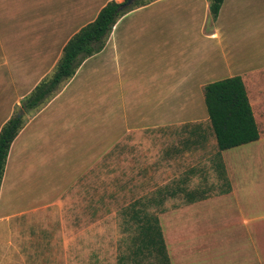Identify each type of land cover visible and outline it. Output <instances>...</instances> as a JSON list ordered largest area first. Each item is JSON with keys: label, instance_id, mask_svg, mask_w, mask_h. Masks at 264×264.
<instances>
[{"label": "crops", "instance_id": "crops-1", "mask_svg": "<svg viewBox=\"0 0 264 264\" xmlns=\"http://www.w3.org/2000/svg\"><path fill=\"white\" fill-rule=\"evenodd\" d=\"M113 1L123 3V0H0V132L17 114L23 100L59 62L73 36L93 23ZM229 33H240L252 46L257 33H264V0H225L217 20L212 18L208 0H151L126 14L114 27L104 50L86 60L52 101L26 115L25 126L8 157L0 203L7 192L16 198V203L22 197L19 195L34 194L33 181L38 179L41 196L44 201L48 199L47 205L39 208L45 221L52 207L49 187L45 196V186L41 183L50 174L45 165L52 156L57 165L65 166L68 155H74L75 159L82 155L83 117L105 115L108 127L101 138L98 127L89 130V134H94L90 143H103L94 156L90 155L88 163L78 156L79 161L75 162L78 168L72 173L77 178L64 181L72 186L99 164L100 153L103 158L113 154L118 146L128 145L135 158L146 151L147 133L157 134L164 128L172 130L186 119L198 122L206 115L202 98L205 87L228 79V75L241 77L245 86L248 79L251 83L254 102L251 96L249 100L260 133V140L255 143L264 149V63L258 65L256 52L247 58L249 65H243L236 49L228 63L233 52ZM196 147L204 149L201 144L186 141L183 148L172 149L169 160L176 161ZM50 150L54 151L53 155ZM259 157L251 158L248 163L260 167L264 162ZM222 160L226 173L221 177L228 188L219 192H188L205 199L187 201L184 206L166 211L165 214H173L174 229L183 225L184 216L201 209L207 211L212 204L227 210L228 199L235 197L237 189L230 170L232 165L224 155ZM245 173H240L242 178L251 175ZM65 193L64 189L63 203L53 204L59 208L61 222L63 209L71 198ZM176 193L173 191L170 196ZM263 222L257 219L254 227ZM211 242L220 245L218 239ZM184 252L183 249L181 253ZM190 258L178 260L177 264H193Z\"/></svg>", "mask_w": 264, "mask_h": 264}, {"label": "rangeland", "instance_id": "rangeland-1", "mask_svg": "<svg viewBox=\"0 0 264 264\" xmlns=\"http://www.w3.org/2000/svg\"><path fill=\"white\" fill-rule=\"evenodd\" d=\"M139 1L147 4L151 0ZM241 36L240 33L228 34L233 51L229 54L228 63L234 57V49L240 52L237 57L242 59L243 65H249L247 58L256 52L259 55L258 65L264 63V33H257L252 46ZM57 65L58 62L46 78L53 76ZM247 82L249 97L254 102V90L249 79ZM202 98L203 113L206 115L198 122L186 119L172 130L164 128L157 134L147 133L146 151L135 158L131 156L132 149L128 145L118 146L113 154L103 158L100 153L99 164L75 186L70 180L77 176L72 173L78 168L75 162L79 161L81 154L77 155V159L68 155L65 166L57 165L52 156L50 163L45 165V170H50L49 177L41 179L45 196L49 187L52 204L51 214L45 221L39 208L46 206L48 199L43 200L38 179L33 181L36 184L35 193L19 195L22 196L18 199L19 203L7 192L0 203V264H135L130 253L135 247L133 238L137 235V226L131 220L136 202L141 203L137 205L139 208L144 205L148 212L158 215L171 264L188 257H192L193 264H263L264 222L258 228L254 227V223L257 219L264 220V163H260L263 164L260 167L248 163L251 158L259 156L264 162V149L258 143L222 153L232 165L230 170L237 189L235 197L228 199L227 210L212 204L207 211L201 209L184 216V223L178 229L172 225L173 214L161 213L162 209L170 212L186 205V192H219L228 188L215 167L218 148L207 118L204 96ZM82 126L84 141L81 143V159L88 163L90 155L94 156L99 144L103 143H90L94 134H89V130L98 127L100 138L105 137L108 119L105 115L83 117ZM119 126L121 123H118ZM195 129H201L199 135L203 139L193 134ZM186 141L201 144L204 149L196 147L171 162L172 149L183 148ZM50 154L53 155L54 151L50 150ZM244 172L251 175L242 178ZM65 179L70 182L66 184ZM64 189L71 198L63 209L61 222L59 208L53 204L63 203ZM173 191L177 192L175 196L168 198L165 194L164 204L156 205L162 197L161 193L170 194ZM213 239H218L220 245H213ZM183 249L186 252L181 253ZM142 263L162 264L155 258Z\"/></svg>", "mask_w": 264, "mask_h": 264}, {"label": "trees", "instance_id": "trees-1", "mask_svg": "<svg viewBox=\"0 0 264 264\" xmlns=\"http://www.w3.org/2000/svg\"><path fill=\"white\" fill-rule=\"evenodd\" d=\"M212 18L217 20L225 0H208ZM110 2L104 7L98 18L84 27L64 47L52 77L44 79L33 92L27 96L14 115L0 132V189L5 176L6 165L13 143L23 130L26 115L37 112L47 105L60 92L62 87L70 82L89 58L101 53L118 21L131 11L144 6L141 1L123 9L126 4ZM205 105L209 122L215 136L218 162L215 164L220 175H225L221 153L237 149L260 140V133L254 112L249 100L245 83L241 77L228 78L209 84L204 89ZM193 134L202 138L197 130ZM194 143V142H193ZM168 192L161 193L162 197L156 205H163ZM169 194V195H168ZM171 197V196H170ZM188 202L204 200V196L185 194ZM136 202L132 208L131 220L136 224L137 235L133 238L134 249L130 253L135 264H143L155 258L162 264H171L163 228L158 215L150 213ZM165 213V210H161Z\"/></svg>", "mask_w": 264, "mask_h": 264}, {"label": "water", "instance_id": "water-1", "mask_svg": "<svg viewBox=\"0 0 264 264\" xmlns=\"http://www.w3.org/2000/svg\"><path fill=\"white\" fill-rule=\"evenodd\" d=\"M126 4L124 5L123 9L131 7L134 3H136L139 0H126Z\"/></svg>", "mask_w": 264, "mask_h": 264}]
</instances>
